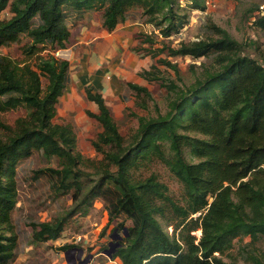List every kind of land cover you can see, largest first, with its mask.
<instances>
[{
  "label": "trees",
  "instance_id": "obj_1",
  "mask_svg": "<svg viewBox=\"0 0 264 264\" xmlns=\"http://www.w3.org/2000/svg\"><path fill=\"white\" fill-rule=\"evenodd\" d=\"M181 1L0 0V50L27 41L21 60L0 53V117L23 113L12 125L0 122V264L18 258L11 223L18 203L17 171L35 154L67 162L63 170L48 171L61 178L65 192L76 195L65 215L34 225L37 242L57 241L72 218L88 216L97 202L109 224L132 222L115 229L128 235L112 256L120 264H238L224 260L235 239H264V63L245 55L240 43L214 23L207 30L216 38L168 46L165 39L189 24L188 9L206 10L207 0ZM133 11L154 28L137 36L144 56L156 59L139 76L167 90L166 112L139 117L137 131L127 137L103 95L86 89L87 100L98 108L87 114L102 127L91 142L98 157L87 158L77 151L73 125L58 120L70 62L55 54L74 44L77 21L99 14L103 29L112 33ZM5 12L8 18H2ZM255 24L264 30V17ZM166 52L211 60V68L202 63L204 76L182 89L163 78L157 66L180 76L177 64L160 57ZM126 86L138 107L146 109L154 101L147 87ZM154 163L164 165L181 185L179 199L151 172ZM198 231L200 237L194 235ZM240 254L250 264H264L248 246Z\"/></svg>",
  "mask_w": 264,
  "mask_h": 264
},
{
  "label": "rangeland",
  "instance_id": "obj_2",
  "mask_svg": "<svg viewBox=\"0 0 264 264\" xmlns=\"http://www.w3.org/2000/svg\"><path fill=\"white\" fill-rule=\"evenodd\" d=\"M183 3L185 5L186 0ZM263 6L264 0H207L205 11L188 9L189 24L180 33L165 39V42L177 49L182 43L216 38L217 36L207 30L209 23H214L240 43L245 55L264 63V30L255 24L258 18L264 17V10H261ZM9 16L5 12L2 18ZM101 21L99 14L77 21L73 27L74 40L71 43L82 41L87 31L90 33L85 37L89 41L76 45L73 54L62 50L55 54L56 57L68 59L70 62L67 88L57 105L58 120L63 119L73 125L77 135V151L87 158L98 157L91 142L102 131V127L87 114L95 113L94 111L98 113V108L87 100L86 89L92 88L94 92L103 95L121 133L127 137L137 131L139 117H153L159 112L164 114L168 99V92L160 86L161 83H149L139 76L140 71L150 69L152 64H156V59L144 56L145 52L139 48L137 36L140 33L148 35L154 28L143 23L139 11H133L128 20L111 33L114 38L110 42L102 40L103 35H98L100 29L97 28ZM84 27L86 31H83ZM102 34L108 36L104 31ZM159 38L163 40L162 37ZM100 41L103 48H100ZM26 42L25 40L20 45L3 48L0 53L21 60L23 55L20 48ZM160 57L177 64L180 71L178 78L173 71L157 66L162 71L163 78L176 82L182 89L193 84L196 77L204 76L205 68L202 63L206 64V68H211V60L204 58L168 57L167 52ZM42 82L43 86L47 85L46 79L43 78ZM128 82L140 83L139 85L149 89L154 101L149 102L148 108L143 109L136 105L135 94L126 86ZM22 114L20 111L2 114L0 122L12 125ZM2 132L0 130V137ZM63 161L55 156L46 158L35 154L24 159L18 166V203L11 219L18 239V258L14 264H81L86 259H89V264H120L119 261L109 258L105 252L116 249L118 239L112 238V235L122 220L109 224L108 216L99 202L88 216L72 218L57 241L34 240V225L53 223L71 209L76 198L73 190L65 192V188L60 187L61 178L58 180L48 171V168L63 170L67 163ZM79 169V166L75 167V171ZM151 172L158 174L174 198L181 197V185L164 165L154 163ZM123 224L130 227L132 222L125 221ZM117 234V237L124 239L122 231H117ZM194 235L200 237V232ZM65 246L71 248L65 251ZM244 246H248L264 261V239L251 243L248 236L235 239L234 247L224 256V260L250 264L240 254Z\"/></svg>",
  "mask_w": 264,
  "mask_h": 264
},
{
  "label": "crops",
  "instance_id": "obj_3",
  "mask_svg": "<svg viewBox=\"0 0 264 264\" xmlns=\"http://www.w3.org/2000/svg\"><path fill=\"white\" fill-rule=\"evenodd\" d=\"M100 25V27L99 28H97L98 30H99V33H98V35H103L102 37H103V39L102 40H107V41H110V40H112L113 38H114V36H112L111 35V33H109V32H107L105 29H103V27H102V21H101V24H99ZM86 31L87 29H85V27L83 28V31ZM93 31H95V29L93 30ZM103 31L104 32H106V34L108 35V36H105L104 34H102L103 33ZM84 33V32H83ZM88 33H90V31H87V33L85 32L84 33V36L82 37L83 39H82V41H77V42H75L70 48H68V49H66V50H62L63 52L65 51V52H71L72 54H73V48L76 46V45H78L79 43H82V42H88L89 41V38H86L85 36L88 34ZM111 42V41H110ZM115 42V41H114ZM99 44H100V48H103V44L101 45V41L100 42H98ZM110 46V45H109ZM108 46V47H109ZM106 47H107V44H106ZM66 60H68V59H66ZM138 64H139V61H138ZM138 84V83H137ZM140 84V83H139ZM91 103H93V102H91ZM96 105V104H95ZM95 113H97L96 111H94Z\"/></svg>",
  "mask_w": 264,
  "mask_h": 264
},
{
  "label": "water",
  "instance_id": "obj_4",
  "mask_svg": "<svg viewBox=\"0 0 264 264\" xmlns=\"http://www.w3.org/2000/svg\"><path fill=\"white\" fill-rule=\"evenodd\" d=\"M117 231L118 230H115L114 231V233H113V235H112V238H114V239H118V242H117V245H116V249L120 246V243H121V241L123 240V237H120V236H118L117 237ZM126 231V234H123L124 235V237H127L128 235H127V230H125ZM116 249H114V250H112V249H110V250H107L106 252H105V254L109 257V258H112V256H113V254L115 253V251H116ZM81 264H89V259H86L83 263H81Z\"/></svg>",
  "mask_w": 264,
  "mask_h": 264
},
{
  "label": "built area",
  "instance_id": "obj_5",
  "mask_svg": "<svg viewBox=\"0 0 264 264\" xmlns=\"http://www.w3.org/2000/svg\"><path fill=\"white\" fill-rule=\"evenodd\" d=\"M182 3H183V1H181ZM184 4V3H183ZM261 10H264V6L262 7V9Z\"/></svg>",
  "mask_w": 264,
  "mask_h": 264
}]
</instances>
